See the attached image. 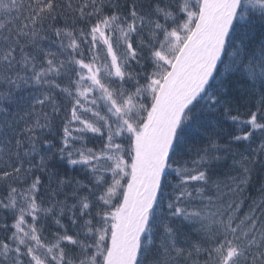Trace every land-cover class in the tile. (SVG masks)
Returning <instances> with one entry per match:
<instances>
[{"label":"snow or ice","instance_id":"1","mask_svg":"<svg viewBox=\"0 0 264 264\" xmlns=\"http://www.w3.org/2000/svg\"><path fill=\"white\" fill-rule=\"evenodd\" d=\"M0 264H264V0H0Z\"/></svg>","mask_w":264,"mask_h":264}]
</instances>
